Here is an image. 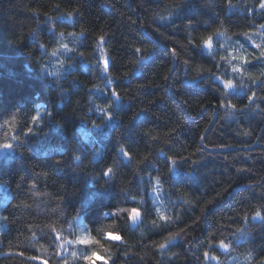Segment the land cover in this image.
I'll use <instances>...</instances> for the list:
<instances>
[{"label": "trees", "instance_id": "obj_1", "mask_svg": "<svg viewBox=\"0 0 264 264\" xmlns=\"http://www.w3.org/2000/svg\"><path fill=\"white\" fill-rule=\"evenodd\" d=\"M258 2L0 0V143L13 145L0 148V264H39L27 259L33 255L47 264H63L61 256L84 264L92 251L109 264H264V223L252 219L257 210L264 216V89L253 87L251 101L244 98L251 92L229 96L244 109L239 112L218 105L219 81L192 79L198 66L237 82L242 77L250 87L261 77L264 67L253 59L260 51L253 41L264 46ZM74 10L71 24L61 18ZM169 16L174 24L159 19ZM189 20L196 40L225 32L215 59L181 48ZM82 31L79 41L69 35ZM101 35L106 55L114 58L110 88L96 67ZM137 47L152 53L139 65ZM229 53L248 56L247 73L231 72L219 58ZM184 59L192 61L191 75ZM112 89L121 103L113 104V119L102 122L96 109L111 103ZM33 116L40 120L33 123ZM27 127L30 134H24ZM121 146L131 161L121 157ZM106 167L114 169L111 178L102 176ZM131 207L142 214L139 226L121 211ZM160 213L172 223L161 221ZM238 229L249 235L237 241ZM177 232L171 246L158 247ZM57 234L73 241L60 255ZM83 235L89 244L75 243ZM222 239L230 243L227 252L218 246ZM205 251L218 259H204Z\"/></svg>", "mask_w": 264, "mask_h": 264}, {"label": "snow or ice", "instance_id": "obj_2", "mask_svg": "<svg viewBox=\"0 0 264 264\" xmlns=\"http://www.w3.org/2000/svg\"><path fill=\"white\" fill-rule=\"evenodd\" d=\"M229 6L231 7V4H229ZM258 9L264 11V0H259ZM74 12H78V10L68 12L66 16H64L62 14L61 18L67 19L69 24H71L75 18ZM173 15H176V14H173ZM159 19L161 20V22L171 21L172 24L175 23V20H173L171 16L160 17ZM79 22H80L79 20L76 21V23H79ZM187 28L191 30L189 32V35H188L187 45L182 44L181 48L185 49L186 51H191L192 49H195L201 55H207V57L215 59L216 55H217L218 48L224 47V44L219 42V38L224 37L225 32H221L219 29H217L215 32L209 33L206 36H201L199 38V40H196V39L191 37V32L196 31V28L193 25L191 20H189ZM260 28L264 29V24H261ZM60 35L64 36V33H60ZM69 35H72L77 41H79L80 37L84 36L85 34L82 31L79 34L69 33ZM243 35H245L246 38H249L248 33H243ZM85 39H86V37H85ZM106 43H107V41L105 40V37L103 35H101L99 37L98 43L96 44V47L98 49H100V53H101L100 60L98 61L96 67L100 68L101 73H103L105 75L106 86L110 88L111 85L114 83V81H113V78L110 75H108V73L110 71V68L114 66V58L106 55V53L104 51V45ZM253 46L255 48L260 49L259 54L253 56V59L260 62L261 67H264V46H261L260 44H255L254 41H253ZM62 47L66 52H75L74 49L69 48L68 44H62ZM239 47L243 48V45H239ZM168 51L173 58H175V59L179 58L178 50L176 47H172V48L168 49ZM133 54L134 55L139 54V59L136 61L137 65H139L142 61L149 59L152 55L150 50L142 49L139 47L134 49ZM53 55H55V53H53ZM80 55H83V53H80ZM219 58L221 60H226L227 63L231 67V72L235 73V74L247 73V65H249L251 63V61L248 59V56H246V55H233L232 53H229L228 56H220ZM235 60L242 61L243 66H238V65L234 64L233 61H235ZM101 64L103 65L102 67H101ZM182 64L185 66L184 70L187 71L191 75L193 72V65H192L191 59H184L182 61ZM216 66L219 67V65H216ZM171 70L172 69H169V71H171ZM205 72L207 74H205ZM248 74L250 75V73H248ZM261 77H264V72L261 73ZM261 77L254 78L252 81V87H250L249 85L242 83V77H241V81L237 82L234 78H230V77L225 78L222 75H217L215 72H213L211 70H204L202 67L198 66L195 68V75L192 76V79L193 80L199 79V81L201 83H203V80L207 79V78H210V79L215 80V81H219V85H222V88L227 90V91L221 92V88L219 85L215 89L217 92L221 93V98L217 100L218 105L220 107H224L227 104V106L229 108H231L235 111L242 112V111H244V109H237V105L235 103H232V101L229 100L228 97L231 96L233 99H238V98H241L240 93L251 92L250 96L244 97V98L248 99L249 101H251L253 97H256V91H253V87L264 89V79H261ZM167 78L168 77L165 76V79H167ZM109 98L111 100V103L108 104V106L106 108L98 107L96 109V111L98 113L102 114V117H103L102 122L104 120L113 119V111H114L113 104L114 103H121V99H122L120 94L115 89H112L109 92ZM260 99H264V96L260 97ZM185 103H187V102H185ZM246 107H247V105H245V108ZM49 115H50V113H49ZM39 120H40L39 116H33L32 117L33 123H36ZM100 125L101 124H97V123L93 122V127L99 128ZM32 131H33V129L31 127H27L26 129H24V134H30ZM12 139L18 140V139H20V137L14 135L12 137ZM201 139H203V137H201ZM12 147H13V145L11 143H7V142L0 143V148L10 149ZM119 152H120L121 157H123L124 159H126L128 161H131V158H132L131 152L128 151L125 147L121 146L119 148ZM76 159L79 160L80 157H76ZM182 159H187V158H182ZM167 160L171 161V163L174 167H178V163H177V160L175 158L167 157ZM121 163H123V160L121 161ZM193 163H195V161H193ZM173 171H174V169H169L170 173H172ZM237 171H242V170L238 169ZM113 174H114L113 167H106V169L102 171V176H104V177H110L111 178V176ZM180 180L183 181L182 176L180 177ZM155 183L157 185L161 184V178L159 176L155 177ZM32 188H35L34 182L32 184ZM153 191H156V189H153ZM37 194H39V193H37ZM153 203H155V200L153 201ZM185 203H187V201H185ZM121 211L127 212L128 218L131 219L133 222H136L138 217L141 216V212L138 209V207H131L130 209H121ZM159 219L161 221H165V223H172V218L163 214V213H160ZM176 219L177 220L181 219V216L179 214H177ZM243 219L247 220L248 219L247 215ZM252 219L259 220L261 223H264V216L261 215V212L259 210H257L254 213V215L252 216ZM153 224L157 228L163 227V225L157 224L156 221H153ZM53 231H55V230H53ZM183 231L184 230L181 229V232H183ZM237 231L239 233V235L236 236L237 241H239L242 237H246L249 235V233L246 232L245 230L238 229ZM181 232L169 233V236L166 240V243H161L158 245V247L160 249H163L166 246H171L175 242V240L180 238ZM110 238L113 240H116V241L122 240V237L119 235H110ZM53 240H54V242H58L56 244V247H57V253L56 254L57 255L61 254L60 253L61 249H66V246L68 244L73 243V241L67 240L66 237H64L61 234L55 235L53 237ZM0 243H2V241H0ZM75 243L87 245L88 239L77 237L75 240ZM218 246L221 250H223L225 252L230 250V243H226L225 240H223V239L218 241ZM41 249L44 250L42 245H41ZM18 255L24 256V253L20 252V253H18ZM72 255L75 256V253L73 252ZM196 258L199 259V257H196ZM203 258L206 260H217L218 259V257L211 255L208 251H205L203 253ZM27 259H29L31 261H39V264H47L46 260H41L40 257H37L35 255L27 257ZM61 259L63 260V264H68V261L66 259H64L63 256H61ZM83 261H84V264H96V262H97L96 251H92L90 254L84 256ZM102 264H109V262H108V260H103Z\"/></svg>", "mask_w": 264, "mask_h": 264}, {"label": "rangeland", "instance_id": "obj_3", "mask_svg": "<svg viewBox=\"0 0 264 264\" xmlns=\"http://www.w3.org/2000/svg\"><path fill=\"white\" fill-rule=\"evenodd\" d=\"M81 230H82V232H84L83 226H81ZM81 230H80V231H81ZM85 233H86V230H85ZM81 238H87V239H88V244H89L90 239L88 238L87 235H83ZM107 238L111 239V238H110V235H107ZM112 240H113V239H112ZM97 260H99V261H103V258H101L100 256H97Z\"/></svg>", "mask_w": 264, "mask_h": 264}, {"label": "water", "instance_id": "obj_4", "mask_svg": "<svg viewBox=\"0 0 264 264\" xmlns=\"http://www.w3.org/2000/svg\"><path fill=\"white\" fill-rule=\"evenodd\" d=\"M215 117H217V116H215ZM141 222H142V214H141L140 217H138V219H137L136 222H133V221L130 219V223H131V225H132L133 227L139 226V225L141 224Z\"/></svg>", "mask_w": 264, "mask_h": 264}]
</instances>
